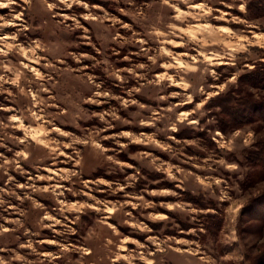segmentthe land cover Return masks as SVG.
Instances as JSON below:
<instances>
[{"label":"rangeland","instance_id":"374dc122","mask_svg":"<svg viewBox=\"0 0 264 264\" xmlns=\"http://www.w3.org/2000/svg\"><path fill=\"white\" fill-rule=\"evenodd\" d=\"M261 74L264 0H0V264H264Z\"/></svg>","mask_w":264,"mask_h":264},{"label":"trees","instance_id":"16d2710c","mask_svg":"<svg viewBox=\"0 0 264 264\" xmlns=\"http://www.w3.org/2000/svg\"><path fill=\"white\" fill-rule=\"evenodd\" d=\"M253 72H254V71H251V73H253ZM239 82H241V80H239ZM250 82H251V83H250L251 86H257L255 82H253V81H250ZM257 82H259V83L264 82V75H263V74H261V76L258 78ZM247 102H251V100L246 99L243 103L247 104ZM250 108H252V110H255L256 108L258 109V108H259V105L256 104V105H253V106L250 107ZM257 109H256V110H257Z\"/></svg>","mask_w":264,"mask_h":264}]
</instances>
